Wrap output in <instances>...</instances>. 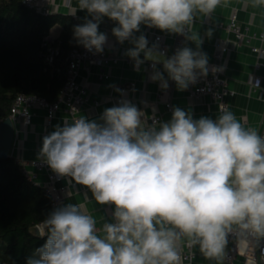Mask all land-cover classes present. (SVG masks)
Returning <instances> with one entry per match:
<instances>
[{
    "label": "clouds",
    "instance_id": "clouds-1",
    "mask_svg": "<svg viewBox=\"0 0 264 264\" xmlns=\"http://www.w3.org/2000/svg\"><path fill=\"white\" fill-rule=\"evenodd\" d=\"M219 4L78 0L70 15L82 10L88 16L73 26V40L102 54L108 36L99 27L107 17L115 22L116 41L132 45L124 55L134 70L150 62L148 78L162 91L170 81L186 91L210 71L223 70L210 68L203 40L190 28L197 12L210 16ZM141 25L184 36L196 48L178 47L168 56L149 44ZM115 91L121 96L117 104L96 119L81 116L56 124L37 153L58 179L84 186L99 205L113 206L111 221L105 220L100 235L83 205L53 208L44 219L45 242L26 264H182L178 242L183 238L206 258L220 259L230 234L264 245V136L226 110L215 119H195L190 110L173 106L169 120L149 122L125 90Z\"/></svg>",
    "mask_w": 264,
    "mask_h": 264
},
{
    "label": "crops",
    "instance_id": "crops-1",
    "mask_svg": "<svg viewBox=\"0 0 264 264\" xmlns=\"http://www.w3.org/2000/svg\"><path fill=\"white\" fill-rule=\"evenodd\" d=\"M77 7L78 0H55L52 15L59 18L70 16L77 24H82L85 17L88 16L86 11L77 10L74 16L70 15ZM234 10L238 11L239 22L243 28L248 27L251 34L264 33V0H220V4L210 16L196 13L195 22L190 26L191 32L202 38L201 50L207 54L209 66L214 61L216 40L225 39L227 41L229 50L221 62L223 69L221 72L227 78L230 88L235 91L234 95L228 97L229 111L246 129L252 128L259 132L264 120V66L257 68L256 64L258 61L264 62V57L259 59L257 54L252 51L251 46H264V40L254 37L250 42L240 43L236 41L235 35L225 28ZM114 26L115 22L107 17L103 18L100 24L99 30L108 36L105 49L125 56L124 52L132 45L127 41L124 44L116 41L111 32ZM144 27L145 25H141V29ZM209 30L211 35H208ZM61 31L62 25L57 23L51 28L50 34L52 37L58 38ZM138 34L136 33L137 36ZM172 36L173 34H169L167 37L170 49L174 40ZM188 47L195 49L196 44L188 41ZM149 75L150 73L144 67H141L140 71L134 70L133 65L126 60L105 65L88 63L80 69L78 79L89 86L92 98L100 99L101 105L97 108L91 104L84 105L80 115L89 119L98 118L105 108L115 105V97L119 94L115 89H120L131 82L134 83V86L126 92V99L145 111L146 120L160 113L163 115V121L169 120L172 111L166 108L165 101L168 99L172 100L173 106L190 110L195 119L201 116L215 119L221 113L218 103L211 96L202 95L198 98H192L187 91H178L175 85L168 93L164 94L162 99L158 100L159 83L151 82L148 78ZM255 75L262 78L261 85L258 87L253 84ZM154 109L155 111H153ZM33 111L34 116L30 124H16L11 155L19 161L38 159L37 153L42 144V137L51 132L54 126L62 123L63 120H72L65 109L58 112L51 124L47 121L44 109L34 108ZM27 169L34 171L35 167L29 165ZM39 179L46 180L47 173L44 171L39 173ZM61 183L67 186L68 191L63 204L83 205L81 211L91 215L96 220L98 234L103 235L100 229L106 219L111 221L113 206L97 204L92 198L91 192L82 185H77L74 182L67 183L64 179ZM186 240L187 238H183L181 241ZM193 248L196 253L193 264H225L224 256L220 259H208L199 251L198 246ZM236 264H264V261L245 260L242 255H239Z\"/></svg>",
    "mask_w": 264,
    "mask_h": 264
},
{
    "label": "trees",
    "instance_id": "trees-1",
    "mask_svg": "<svg viewBox=\"0 0 264 264\" xmlns=\"http://www.w3.org/2000/svg\"><path fill=\"white\" fill-rule=\"evenodd\" d=\"M57 23L61 53L49 64L45 43ZM74 25L70 16L42 15L23 0H0V120L10 116L20 93L57 98L68 77L66 57L77 46ZM51 209L50 195L27 177L21 162L12 155L0 157V264H26L45 242L31 228Z\"/></svg>",
    "mask_w": 264,
    "mask_h": 264
},
{
    "label": "built area",
    "instance_id": "built-area-1",
    "mask_svg": "<svg viewBox=\"0 0 264 264\" xmlns=\"http://www.w3.org/2000/svg\"><path fill=\"white\" fill-rule=\"evenodd\" d=\"M55 0H23L24 4L42 15H52V8ZM191 28V27H190ZM229 32L235 35L236 41L250 42L254 37H258L264 40V33L251 34L248 27H242L239 22L238 11L234 10L228 23L225 27ZM141 32L146 35L149 44L156 43L164 50L168 56H171L178 47L188 46V41L184 36L173 34V44L170 49V45L167 41L169 36L166 32H160L156 28H149L145 26L141 29ZM140 35V33L138 34ZM49 33L46 41V50L44 52L45 59L49 64H54L56 58L61 53V45L59 41H56ZM251 49L257 54L260 59L264 57L263 45H252ZM229 50V44L225 39H217L215 42L214 61L211 66L221 67V62L225 56V53ZM120 60H126L133 65V61L127 57L120 55L119 53L110 52L106 49L102 54H93L85 50L82 46L73 47L67 57L68 63L67 73L68 77L61 88L57 98L53 101L48 100L44 96L36 94L20 93L14 99L11 106L10 117L15 124H30L34 116V108H41L45 110L47 121L51 124L52 120L57 116L61 109L67 110L71 119L81 117L80 113L84 105L91 104L94 107L101 105V101L98 98H92L91 90L86 83L79 81L78 76L80 69L86 66L88 63L95 64H110L118 63ZM150 62H146L144 67L149 73L151 69L149 67ZM210 66V68H211ZM264 66V62L258 61L256 67ZM162 67V66H161ZM262 78L259 75H255L253 84L255 87L261 85ZM171 87L167 91H162L159 87L157 91V99L160 100L165 93H168L173 86L174 82H169ZM134 86V83H128L120 89L126 92ZM192 98H198L202 95H209L218 103L220 112L223 110L229 111L228 97L234 95L235 91L230 88L227 78L221 71L212 73L209 72L207 77L201 78L195 85H192L186 90ZM126 98V97H125ZM121 99L120 94L115 97V104ZM167 110L172 111V100L165 101ZM153 117L163 120V115L155 114L148 121L150 122ZM252 129V128H250ZM261 136H264V120L261 124V130L258 132ZM23 165L24 172L27 177L33 181L36 185L42 186L47 194L51 197L52 209L62 205L68 195L67 186L62 184V179H58L56 175L46 166L43 165L39 159H33L29 161H20ZM32 165L35 167L34 171L27 169V166ZM47 173V179L42 181L39 179V173ZM51 209V210H52ZM42 234L45 232L44 221L38 224ZM241 243H243L241 245ZM179 251L182 256V264H193L196 253L193 247L188 246V242L179 241ZM241 245V246H240ZM264 246V245H261ZM261 246H257L256 242L252 238L241 237L236 234H230L228 237V246L224 255L225 264H236V259L239 255H242L245 260L264 261V254L261 253Z\"/></svg>",
    "mask_w": 264,
    "mask_h": 264
},
{
    "label": "water",
    "instance_id": "water-1",
    "mask_svg": "<svg viewBox=\"0 0 264 264\" xmlns=\"http://www.w3.org/2000/svg\"><path fill=\"white\" fill-rule=\"evenodd\" d=\"M15 131L16 124L10 116L6 120H0V157L11 155ZM31 230L37 235H42L41 229L38 225L33 226Z\"/></svg>",
    "mask_w": 264,
    "mask_h": 264
}]
</instances>
